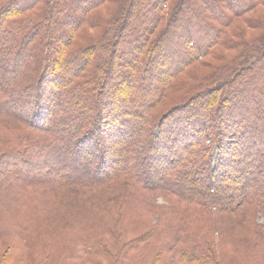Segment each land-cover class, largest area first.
Segmentation results:
<instances>
[{
	"label": "trees",
	"instance_id": "16d2710c",
	"mask_svg": "<svg viewBox=\"0 0 264 264\" xmlns=\"http://www.w3.org/2000/svg\"><path fill=\"white\" fill-rule=\"evenodd\" d=\"M38 3L41 7L35 9ZM105 4L113 5L109 15L102 11H108ZM23 13L29 18L24 24L42 25L35 41L39 45L46 44V33L50 42L53 21L59 19L74 30L89 22L90 27H102L103 39L77 56L84 59L81 68L75 66L77 59L67 58L60 65L53 55L41 52L30 70L24 88L33 107L28 105L25 114L37 129L22 123L44 135L35 155L0 156V264H264V232L248 230L250 241L237 245L238 232H222L216 225L218 215L233 213L244 203L264 211V159L259 152L264 116L260 107L253 112L254 94L247 91L259 78L258 86L264 88V0H0V23ZM22 30L19 26L3 35L16 42ZM60 30L61 42L71 43V36ZM0 38L1 45L10 46ZM207 56L209 61L192 67L181 81H220L219 86L181 95L152 116L151 143L138 158L128 119L143 118L153 105L169 99L165 92L171 82ZM94 57L99 59L96 71L85 77L90 84H83L82 92L71 89L70 82ZM8 60L0 56L3 64ZM59 66L70 79H60ZM115 66L120 81L155 86L140 94L127 90L132 101L125 100L124 87L111 83ZM4 77L0 73V80ZM54 81L67 84L69 93L85 99L89 95L85 116L71 130L65 128L62 110L56 111L61 99L53 91ZM5 83L0 81V111L22 121L11 108L20 97L2 87ZM92 85V91L86 89ZM134 102L141 110L129 109ZM256 103L264 108V98ZM111 127L118 128L115 137L121 143H109ZM203 137L209 140L210 154L195 151L194 143ZM29 163L36 169L20 168ZM161 171L163 181L156 182L152 175ZM225 179L238 195L221 189ZM69 185L87 187L89 193L98 190L99 195L56 202L53 192L49 194ZM113 185L122 192H113ZM153 191L183 205L170 201L156 209L149 199Z\"/></svg>",
	"mask_w": 264,
	"mask_h": 264
},
{
	"label": "rangeland",
	"instance_id": "374dc122",
	"mask_svg": "<svg viewBox=\"0 0 264 264\" xmlns=\"http://www.w3.org/2000/svg\"><path fill=\"white\" fill-rule=\"evenodd\" d=\"M106 7H108V11L107 10H102L103 13H107L109 15V11H111V9H113V5L111 4H105ZM41 7V3H38L37 6L35 7V9H38ZM42 7H45L44 5ZM76 6L74 5H70V10L71 11H77L75 9ZM101 11V12H102ZM36 11H32V13H35ZM97 11H95L94 13H96ZM26 13V12H25ZM18 14L16 16H9L7 18H4V22L0 23V36H2L6 41L7 44L10 43V46H6V44L1 45L0 44V56L1 57H8L9 60L6 64H3L0 61V70H1V74H5L8 78L4 77L3 79H1L0 81H7L9 83V81H11V85L10 83H5V85L3 84L2 87H5L7 89V91L13 92L14 94L16 93V97H20L19 103H17V105H12V109L15 112H18L19 114H21V118L20 119H24L22 121L16 119V118H12L11 116H5L2 115L3 113L0 111V156L2 155H6V154H14V153H19V157H28L30 154L31 155H35L36 153H38V149H40V145L43 141V135L41 134V132L36 131L35 129L32 128H36V126H34L33 124L29 123L28 121L30 120L29 117L25 114L27 113V108L28 105L32 106V104H30L27 100L29 99H25V97L27 98L28 91H26V89L24 88V86L29 82L27 80H29L30 78V70L32 69L33 65L36 66L35 62L38 61L37 60V56L39 55V58L42 56V53L47 52L50 55H53V57L56 58V61L59 62V64L61 65L62 62H64L65 60H67V58H70L74 61V59L78 60L77 63H75L76 67L81 68L83 66L84 59L82 58L81 60L77 58V56L81 57L83 55V51H86L87 45H91L92 43H96L99 44L100 42H102V27H100V29L98 27H90V22L84 23L83 25H81L79 28H77V30L72 29L71 27L68 26V24L65 21H61L62 19H59L58 21L55 20L54 22V28H52L51 32V37L50 38V42L48 40L47 34L46 33V44L45 45H39V42L36 43V36H38L40 34H42V25L40 23H37L35 25L32 26L24 24L23 22H26L25 19H29V18H24V14ZM57 19V18H56ZM8 25V26H7ZM41 25L39 28L34 29V27H37ZM20 28L23 27V30L20 32V34L17 36V41H10L9 37L5 38L3 34H5V31H10L11 29H16V28ZM60 29H63L62 31H65L66 37L68 36V34L71 36V43H69L68 45H66L64 42H61V37L59 35V32L61 31ZM17 32V31H15ZM44 32V31H43ZM7 35V34H6ZM50 36V35H48ZM32 37L34 38V40H32L30 42V44L28 46H26V43H28V41L30 39H32ZM40 41V40H39ZM3 42L0 38V43ZM101 44V43H100ZM93 45V44H92ZM94 46V45H93ZM6 47V48H5ZM10 48V49H7ZM30 47L32 49H30ZM3 49H5V51H2ZM19 49H21L18 60L15 58V55L17 53V51H19ZM39 50V51H38ZM38 52V53H36ZM42 52V53H41ZM97 54H100L102 56H106L107 52H105L103 54H101V52H97ZM95 54V55H97ZM100 58V57H99ZM209 61L210 57L207 56L205 58L199 57L198 58V63L193 64L192 66H190V68H186L183 74H180L177 78H175L174 81L171 82V84L169 85L168 89H166L165 92V96L166 95H170L169 99L164 100V98L158 103L152 106V109L149 113H146L143 118L140 117L137 119L134 118H129L127 121V126L130 131H131V142L134 141V144L136 145V153H137V157L141 158L144 156V152L143 149L145 147L146 144H148L150 141L151 143V138L150 135L152 134V130H150V121H152V116H154L155 114H158L159 112H161L162 110L166 109L171 103V101L181 95L184 96H191V95H198L200 93H203L204 90L209 89V88H214L215 85L217 84V86H219V82L220 81H181L185 77V73L190 72V69L199 67V63H202L203 61ZM122 61H119V64ZM16 63V64H15ZM99 63V59L97 60V58H91L90 62L87 63V65L85 64V67L83 68L82 71H79V73L76 74L75 78L73 81L70 82L69 87L71 89H76V92H82L83 91V84L87 85L88 83L90 84L89 81H85V77L88 76L89 74L91 75V73H95L94 69H96L95 67H97ZM63 64V63H62ZM17 65V66H15ZM121 65V64H120ZM87 66V67H86ZM14 67L16 69H14ZM59 68L61 70H59L60 74V79L61 80H66V79H70L71 76H67L66 73L62 70L63 68L59 66ZM58 68V69H59ZM118 66L114 67V71H112V74L110 75L111 78H113L114 80L111 83H114L116 86H120V87H124V92L126 94H124V92H122V94L125 97V100L132 101V96L130 93H128L127 90H132L136 91L135 89H137L138 93L141 91V89L144 88H148L151 89L153 88L155 85H152L151 83H149L148 81H142V82H136L135 80L133 81H120L121 78H119L118 76V70H117ZM124 71L127 74L128 69H129V65H125L124 67ZM156 69V68H155ZM202 69V68H201ZM205 70V69H203ZM156 71V70H154ZM233 76V75H232ZM70 77V78H68ZM187 77V75H186ZM73 78V77H72ZM9 79V80H8ZM259 80H262L259 78ZM255 82V86L248 88L251 93L254 94V100L255 103L260 100V98L263 100L264 98V88H259L258 86V81ZM68 81V80H67ZM57 81H54V85H52L53 87V91L56 94V97L58 94H60V98L61 101V106L58 105L57 108V112H59V109L62 110L61 116H62V120L65 124V128L66 129H73L75 128V123L76 121H79L81 119V117L85 116V103H87L88 99H89V95L87 96L88 98L85 99V97H83L82 95H79L78 93H74L71 92L69 93L70 88L68 87L67 84H64V86L62 87L60 82L59 84H55ZM159 82V81H156ZM95 83V82H94ZM93 83V85H94ZM182 83H184V85H182ZM93 85L89 88L88 86L86 87V89H90L92 91ZM47 86V84H46ZM77 87V88H74ZM82 89L79 90V89ZM67 89V90H66ZM89 90V91H90ZM68 91V93H67ZM168 91V92H167ZM241 92L239 94H242V92H244V90H240ZM42 93V91H41ZM140 94V93H139ZM258 94V95H257ZM43 95H46V92H43ZM152 94H149L147 97V100L149 98H151ZM22 97H24L22 99ZM259 97V98H258ZM23 100V101H22ZM24 100H26V102H24ZM146 101V100H145ZM144 101V103H145ZM147 102V101H146ZM27 105H26V104ZM71 103H75V104H71ZM82 103V104H81ZM250 103V107L253 110V112H255L257 107L261 108V111L263 116H264V108L261 106H257L256 104ZM259 104V103H258ZM132 106L129 105V109H135V108H140L141 110V106H137L138 103H132ZM84 106V107H83ZM33 107V106H32ZM49 115L50 117L52 116L51 110H49ZM141 116H142V112H141ZM27 123L30 127H27L24 123ZM183 124V123H182ZM121 126H123V123L120 124ZM126 126V127H127ZM194 126V125H193ZM125 127V129H126ZM262 129L264 130V122L263 124H261ZM112 132H110V137H112L109 141V143H121V140H117L116 141V137L115 135L118 134L117 131V127H115L114 129L111 127L110 128ZM120 129V126H119ZM100 135V140L104 143L105 140L104 139V134L102 132H98ZM208 134V132L206 133ZM46 137V136H45ZM106 142V141H105ZM197 144L196 150L198 149H203V152H208L210 154L211 149L209 148V140L205 137H203V140L201 142L198 143H194ZM39 145V146H38ZM96 145V144H95ZM38 146V147H37ZM94 146V145H92ZM233 145L231 144V147ZM203 147V148H201ZM94 148V147H93ZM95 149V148H94ZM263 156L262 159H264V146H261L260 151H259ZM84 164V163H83ZM262 165L264 166V163H262ZM62 166V165H61ZM84 166V165H81ZM190 167V166H188ZM20 168H22L23 171L26 172H30L34 169H36L34 167V165H32L31 163H29L28 165H24L21 164ZM63 169V171L65 172L66 168L60 167ZM84 168V167H83ZM85 169V168H84ZM90 169L92 170V167H90ZM253 172H255L254 169H252ZM164 172H159L157 175L153 174L152 177L155 179L156 182H161L163 181V174ZM233 179H236L234 176L230 177ZM122 184L119 185V187H121ZM224 187H221V189H228L230 190V192H235L237 194V189L234 188V184L230 185V181L228 180H224L223 182ZM116 187V189H113V192H122V190L118 187V185H113ZM118 187V188H117ZM87 187H82V186H74V185H69L67 186V188L64 191L61 192H54L55 190L52 189L49 191V194L51 193L54 197L56 202L59 201H65V202H78L81 201L82 199L88 197V196H96L99 195V191L96 190L91 191L92 193L87 192L88 190H86ZM127 188V186L125 187ZM232 188V189H231ZM235 191H234V189ZM214 189L216 190L217 188L214 187ZM213 191V190H212ZM238 195V194H237ZM149 199L150 202H152V206L156 209H160L164 206H168L170 201L175 205H183L182 203L178 202L175 200V198L173 196H169L168 194H165L164 192H159V191H153L149 194ZM172 199H174L175 201H173ZM211 212L215 211V208H211L210 209ZM128 213V220L131 218V212H127ZM155 216H157V213H153L152 216V221H154ZM10 217H14L13 214L10 213ZM127 219L122 218V226H127ZM136 227L137 226H141L140 223L138 224H134ZM217 227L221 229V231H227V232H233V234L235 233H239L240 235H238L237 237V245H242L243 243H247L248 240L250 241V237L249 236V231L248 230H258L259 232H264V211L258 209L254 204L251 203H244L242 205H240L236 211H234L233 213H227V214H220L218 215V222H217ZM121 226V227H122ZM129 227V226H128ZM222 231V232H223ZM158 233L160 232V230L157 231ZM214 235H218V231L214 232ZM133 237H135V235L132 234ZM130 236V237H132ZM132 237V238H133ZM157 237H160V235H158ZM246 237V238H245ZM91 262V261H90ZM89 263V262H88Z\"/></svg>",
	"mask_w": 264,
	"mask_h": 264
},
{
	"label": "bare ground",
	"instance_id": "6f19581e",
	"mask_svg": "<svg viewBox=\"0 0 264 264\" xmlns=\"http://www.w3.org/2000/svg\"><path fill=\"white\" fill-rule=\"evenodd\" d=\"M116 162L113 163V165H115Z\"/></svg>",
	"mask_w": 264,
	"mask_h": 264
}]
</instances>
